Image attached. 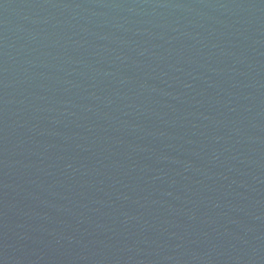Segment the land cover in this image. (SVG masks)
I'll return each mask as SVG.
<instances>
[{
    "label": "water",
    "instance_id": "water-1",
    "mask_svg": "<svg viewBox=\"0 0 264 264\" xmlns=\"http://www.w3.org/2000/svg\"><path fill=\"white\" fill-rule=\"evenodd\" d=\"M0 264H264V0H0Z\"/></svg>",
    "mask_w": 264,
    "mask_h": 264
}]
</instances>
